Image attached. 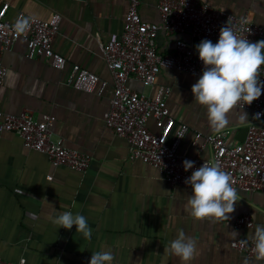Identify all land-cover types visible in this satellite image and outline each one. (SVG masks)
Listing matches in <instances>:
<instances>
[{
    "label": "crops",
    "instance_id": "crops-1",
    "mask_svg": "<svg viewBox=\"0 0 264 264\" xmlns=\"http://www.w3.org/2000/svg\"><path fill=\"white\" fill-rule=\"evenodd\" d=\"M9 3L7 18L15 20L21 12L47 19L62 13L54 48L67 58V66L56 68L46 57H30L28 45L20 39L13 49H0V66L7 67L0 84L4 111L20 114L30 110L37 118L45 113L56 116L55 134L71 147L91 156L85 170L54 165L49 155L26 145L17 133L0 130V259L27 264H90L93 252L112 251L113 264H164L165 247L183 230L197 241V253L188 264H264L255 256L232 246L234 239H248L258 224H264V191L237 189L240 200L229 221L197 220L186 208L191 186L177 185L151 163L130 157L129 140L109 127L105 113L110 109L115 82L103 57V44L123 32L129 0H0V9ZM160 0H141L139 11L145 21L160 24ZM218 8L236 15L248 14L264 25V0H210ZM184 38L191 40L190 33ZM179 34L160 29L156 40L161 52L177 44ZM78 63L106 81L95 91L79 89L68 82L71 66ZM200 76L163 67L158 79L147 84L130 77L128 84L139 92L156 95L170 87L167 102L177 123H187L190 131L179 150L199 153L193 145L195 131L213 132L206 107L194 101L192 86ZM242 108V107H241ZM237 109L229 119V142L242 141L253 120L240 125ZM264 126V119L260 121ZM150 128L160 129L154 119ZM176 137V128L169 143ZM209 154V150L201 153ZM50 175L52 177L50 178ZM73 202L76 207L73 208ZM55 208V211H53ZM79 212L91 229L85 239L74 225L59 228L48 219L62 212ZM250 213L254 225L239 227L236 220ZM238 232V237L231 235ZM1 264V263H0ZM167 264H182L171 254Z\"/></svg>",
    "mask_w": 264,
    "mask_h": 264
},
{
    "label": "built area",
    "instance_id": "built-area-1",
    "mask_svg": "<svg viewBox=\"0 0 264 264\" xmlns=\"http://www.w3.org/2000/svg\"><path fill=\"white\" fill-rule=\"evenodd\" d=\"M130 7L124 30L119 35L103 44L102 54L108 63L115 82V92L110 109L105 113L109 127L125 136L130 144V157L151 163L174 184L190 186L185 180L191 173L210 159L219 161L225 172L231 173L234 187L249 191H264V126L253 119L248 134L242 141L230 143L228 131L217 134L195 131L193 145L199 147V153L189 155L179 150L182 139L190 131L187 123H177L171 114L167 94L170 87H161L156 95L134 90L129 84L130 77H136L147 84L157 81L163 67L187 71L201 76L204 64L196 49L202 40H210L214 44L219 40L220 29L229 24L236 34L247 38L250 42L264 40V25L255 22L248 14L236 15L225 9L213 6L210 0H160L162 15L160 24L145 21L139 11L141 0H129ZM9 3L0 9V49H13L20 39L28 45L30 57H46L56 68L67 66V58L54 48L53 42L60 30L62 13L55 12L47 19L27 15L21 12L18 17H34L30 29L22 35L15 34V20L7 18ZM243 19L250 22L242 23ZM160 29L168 34H179L174 49L161 52L156 40ZM190 33L191 40L184 38ZM7 67L0 66V84L4 82ZM260 80L264 82V65L261 66ZM68 82L86 91H95L104 87L99 74L74 63L71 66ZM241 107L243 104L241 103ZM252 116L264 114V89L259 99L251 105H244ZM154 119L159 131H153L149 121ZM56 116L45 113L37 118L30 110L20 114L4 111L0 102V130L17 133L26 145L47 153L54 165H67L73 169L85 170L91 163V156L75 147L68 146L62 137L55 134L53 125ZM184 130L185 136L175 137L169 143L173 129ZM209 150L207 156L201 153ZM193 161L194 167L185 171L183 162ZM52 175H50V178ZM250 213H244L236 220L239 227L254 225ZM244 241H247L246 243ZM232 246L237 250L255 256L254 242L251 239H234ZM1 264H27L25 258L19 261L0 259ZM77 264H84L83 261Z\"/></svg>",
    "mask_w": 264,
    "mask_h": 264
},
{
    "label": "clouds",
    "instance_id": "clouds-1",
    "mask_svg": "<svg viewBox=\"0 0 264 264\" xmlns=\"http://www.w3.org/2000/svg\"><path fill=\"white\" fill-rule=\"evenodd\" d=\"M34 19L18 17L13 25L15 34H25ZM248 22V19L242 20V23ZM196 49L204 64V70L192 86V93L194 101L206 107L211 130L219 134L227 129L232 123L229 116L237 109H240L237 122L240 125L249 123L248 114L242 109L244 105H251L259 99L264 89V82L260 80L261 66L264 65V40L253 43L238 36L228 21L221 27L217 43L205 39L196 45ZM261 115L264 114L257 113L253 119L259 120ZM176 136L183 138L184 130H177ZM183 165L185 171H188L194 167V162L185 160ZM185 183L191 186L193 192L186 204V208L190 206L192 217L197 220L207 218L213 222L229 221V214L235 211L240 195L234 187L231 173L225 172L219 161H205L191 173ZM72 206L76 207L75 202ZM48 219L59 228L71 230L75 225L77 232L82 233L85 239H91L92 233L87 219L79 212L73 214L71 211H65L55 217L50 213ZM231 235L238 237L239 234L232 231ZM247 237L254 242L256 261H264V224H258L254 232L249 233ZM196 253L197 241L181 229L177 238L170 242V246L165 247L164 264H167L169 254L180 258L182 264H188ZM114 259L110 250L93 252L90 264H113Z\"/></svg>",
    "mask_w": 264,
    "mask_h": 264
}]
</instances>
